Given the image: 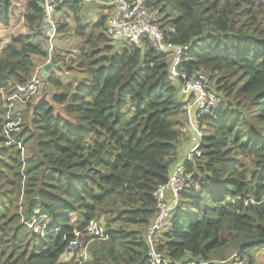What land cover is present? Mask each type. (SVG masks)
I'll use <instances>...</instances> for the list:
<instances>
[{"label": "trees", "instance_id": "16d2710c", "mask_svg": "<svg viewBox=\"0 0 264 264\" xmlns=\"http://www.w3.org/2000/svg\"><path fill=\"white\" fill-rule=\"evenodd\" d=\"M42 2L26 0L27 34L11 35L0 50V264H147L155 194L183 163L188 133L185 97L168 77L172 53H156L146 40L112 41L110 10L79 0L54 11L74 25L78 52L49 53ZM11 7L0 0V28H9ZM155 7L164 44L186 48L179 70L205 76L218 105L198 119L200 154L183 164L188 181L176 202L165 190L171 209L154 248L170 264H260L264 0H158ZM57 25V38L70 34L67 22ZM50 55L56 70L41 75ZM34 78L41 91L26 98L17 88ZM10 121L18 123L6 135ZM91 222L105 239L84 237ZM74 240L79 252L86 247L83 262L63 257Z\"/></svg>", "mask_w": 264, "mask_h": 264}, {"label": "built area", "instance_id": "2783aa9c", "mask_svg": "<svg viewBox=\"0 0 264 264\" xmlns=\"http://www.w3.org/2000/svg\"><path fill=\"white\" fill-rule=\"evenodd\" d=\"M17 1V0H13ZM85 4H97L109 9V16L106 21V33L112 41H123L126 44L136 43L139 40H146L156 53L169 51L171 63L168 70L169 81L177 83L180 94L185 97L183 110L186 117L187 129L189 133L190 146L183 156V163L171 169L169 180L165 186L159 188L155 194L157 201L158 215L152 226L146 234V242L149 247L147 264H170L161 254L156 252L153 244L154 234L166 226V217L171 206L164 202L165 190L172 191L173 203L176 202V196L179 190L187 184V177L183 173V164L189 163L193 158L199 156L200 147L203 142L205 127L198 119L217 108L218 100L209 91L208 80L205 76H188L185 72L179 70L181 57L186 48L175 47L170 44H164L163 33L159 30V11L155 7L158 0H79ZM63 0H43L41 3L43 25L40 31L41 37L47 42L48 52L53 51V42L57 39V14L54 11L58 9ZM51 55L49 56V58ZM48 58V60H49ZM47 60V61H48ZM46 61V62H47ZM38 81L34 78L25 86L17 88L20 93H34ZM26 94V95H27ZM29 97V96H28ZM26 97V98H28ZM13 95L11 99L15 100ZM8 99V100H11ZM12 101V100H11ZM19 101V100H18ZM20 100L19 102H22ZM18 119V118H16ZM18 121H10L5 128V134L8 135L16 129ZM18 148L20 144L17 143ZM85 236L98 237L105 239L102 228L91 222L86 228ZM77 237V235H75ZM80 251L78 241L74 240L64 250L66 259L75 258L78 262H83L87 258L86 247ZM190 264H203L200 261Z\"/></svg>", "mask_w": 264, "mask_h": 264}, {"label": "rangeland", "instance_id": "374dc122", "mask_svg": "<svg viewBox=\"0 0 264 264\" xmlns=\"http://www.w3.org/2000/svg\"><path fill=\"white\" fill-rule=\"evenodd\" d=\"M11 1H12V6L14 4H18L19 6H15V8H12V7L10 8V11H9L10 26H9V28H7V29L0 28V36L2 37V42L4 39L8 40L11 35H26L27 34L26 26H25L23 19H22V16H21V12H22L21 4H22L23 0H17V1L11 0ZM23 9H24V7H23ZM56 14H58V13H56ZM86 15L89 18H91L90 13H87ZM56 18L58 19V21L62 20L64 22L68 23V31L70 32V34L64 35V36L60 35L53 42V51L60 53V54H64L67 57L71 56V54L75 55L78 52V47L80 45V41L72 35V32L74 30V25L71 24L70 20H68L67 14L65 12L57 15ZM46 46L48 47L47 43H46ZM55 70H56V68H55ZM60 80L63 83H66L67 78L64 77L63 75H60ZM35 90H36L35 95H37L40 93L41 88L36 87ZM31 94H27L26 97L31 96ZM0 95H1V98H4V93L2 90H0ZM12 97L13 96H11L9 99H11ZM11 100H12V102L14 101V99H11ZM23 102H24V100L22 102H19V103L22 104ZM9 104L12 105L11 102ZM13 104H14V102H13ZM17 117H19V116H17ZM188 145L189 146L191 145L190 142L188 143ZM183 156H184V154H183ZM183 156L181 157V159H183ZM35 228L41 229L42 227H40V225H36ZM262 250H263L262 252L258 253L259 254L258 255V262L260 264H264V249H262ZM225 255H226V258L228 257V261H232L234 258V254H225ZM255 255H257V254H255Z\"/></svg>", "mask_w": 264, "mask_h": 264}, {"label": "crops", "instance_id": "0c3cea01", "mask_svg": "<svg viewBox=\"0 0 264 264\" xmlns=\"http://www.w3.org/2000/svg\"><path fill=\"white\" fill-rule=\"evenodd\" d=\"M25 3H26V0H23L22 1V4H21V7H22V12H21L22 19H23V7L25 6ZM15 6H19V5L18 4H14L12 6V8H15ZM7 41H8L7 39H4L3 42H2V37L0 36V50H1V48L3 47V45ZM187 134L188 133L185 131V135L182 138L181 146H180V149H179V152H180V160H181V157L183 156L184 152L187 151V149L189 148L188 147L189 145H188V135Z\"/></svg>", "mask_w": 264, "mask_h": 264}, {"label": "water", "instance_id": "95a60500", "mask_svg": "<svg viewBox=\"0 0 264 264\" xmlns=\"http://www.w3.org/2000/svg\"><path fill=\"white\" fill-rule=\"evenodd\" d=\"M56 60L53 56L49 58V60L41 67L40 74L46 75L47 73L51 72L56 68Z\"/></svg>", "mask_w": 264, "mask_h": 264}]
</instances>
